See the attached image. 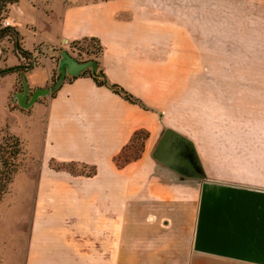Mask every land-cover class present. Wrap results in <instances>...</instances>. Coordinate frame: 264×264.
<instances>
[{
    "label": "crops",
    "instance_id": "0c3cea01",
    "mask_svg": "<svg viewBox=\"0 0 264 264\" xmlns=\"http://www.w3.org/2000/svg\"><path fill=\"white\" fill-rule=\"evenodd\" d=\"M28 1L11 3L6 17L18 29L23 48L33 51L40 45L44 51L23 77L12 70L0 74V84L8 83L9 110L23 117L37 137L36 214L43 206L56 210L44 236L31 237L46 239L44 251L35 248L45 261L25 264H264V113L245 120L237 99L222 110L220 122L212 120L204 133L188 135L191 162L175 156L171 165L149 150L158 119L148 106L163 109L164 89L160 98L158 85L167 77L166 64H181L184 54L198 56L196 38L185 34L183 40L166 0H93L62 10H31ZM206 1L212 38L215 10L224 14L229 0H221V6L220 0ZM83 36L100 39L106 83L79 74L84 68L69 72L61 64L63 54L57 59L45 52ZM1 46V66L24 61L11 37L0 40V53ZM59 72L62 80L53 95L49 90L30 105L11 106L14 95L49 87ZM112 82L148 106L115 92ZM140 129L147 130L144 149L119 167L118 154ZM52 161L87 164L94 171L74 173ZM184 162L187 174L181 172ZM119 189L142 191L147 199L159 195L163 203L154 215H143L132 198L126 213L119 214ZM167 191L176 193L171 200L165 199ZM168 202L172 210L167 213Z\"/></svg>",
    "mask_w": 264,
    "mask_h": 264
},
{
    "label": "rangeland",
    "instance_id": "374dc122",
    "mask_svg": "<svg viewBox=\"0 0 264 264\" xmlns=\"http://www.w3.org/2000/svg\"><path fill=\"white\" fill-rule=\"evenodd\" d=\"M89 1L93 0H29L28 6L31 10H62L64 5ZM23 4L25 6V1L20 3L21 6ZM218 4L221 6V0ZM165 5L166 10H174L178 20L175 26L181 29L183 40L185 34H190L192 41L196 38L198 44L196 59L193 54H184L181 64H166L167 77L160 79L158 85L160 98H163L164 89L163 109L157 110L144 102L158 119V130L149 150L172 165L176 161L175 156H183L191 162L188 135L204 133L212 120L220 122L222 110L228 109L237 99L243 103L245 120L256 117L255 112L264 113V0H229V9L224 14L221 9L215 10L212 38H209L210 25L204 13V10H209L206 0H166ZM62 50H67L77 60L97 57L93 39L70 41L58 45L55 51L48 48L45 52L59 59ZM173 66L176 70L171 73L170 67ZM170 73L174 76L169 77ZM21 87V83L17 85L18 92ZM7 89V82L0 84V143L6 134L15 135L20 140L21 151L17 157V169L0 198V264L44 262L45 254L35 255V248L44 251L46 239L33 241L31 237L35 233L44 236L46 222L53 217L56 208L43 206L36 214L35 188L40 180L41 163L39 145L36 135L26 127L24 118L9 110ZM30 95L31 91L27 98ZM155 96L158 97L157 94ZM10 102L12 107H19L17 95ZM146 134L147 130H138L118 154L115 161L119 167L139 156L144 149ZM51 164L57 165L58 162L52 161ZM192 164L196 165L194 158ZM68 167L74 173H91L92 170L91 165L77 162H69ZM181 172L189 173L188 162L182 163ZM121 178L124 179V175H119ZM118 193L119 214L126 213L127 204L133 198L140 214L154 215V209L161 208L164 199L159 195H151L147 199L142 191L131 193L119 189ZM165 194V199L171 200L176 193L167 191ZM189 198L194 199L193 195ZM168 204L167 213L172 210ZM59 226L55 224V227Z\"/></svg>",
    "mask_w": 264,
    "mask_h": 264
},
{
    "label": "trees",
    "instance_id": "16d2710c",
    "mask_svg": "<svg viewBox=\"0 0 264 264\" xmlns=\"http://www.w3.org/2000/svg\"><path fill=\"white\" fill-rule=\"evenodd\" d=\"M17 0H0V40L4 38L5 36L11 37L13 39V42L15 44L17 52L23 56L24 61L19 63L16 66H2L0 67V74L17 70L20 74L24 73L28 69L32 68L34 65L37 64L36 54L43 52L44 50L39 45L35 48V50L31 51L28 49H25L22 47L20 43V33L18 29L11 24L3 25L1 23V18L6 16L4 12H7V7L9 4L15 2ZM81 39H93L96 42V53L97 57L93 58L95 61V66H89L80 71L79 74H89L93 77V79L97 82V84H103L106 83L105 73L103 68L100 65L99 55L102 51V44L100 42V39L96 36H83L81 38H77L72 40L71 42H79ZM5 48L1 46V53H4ZM90 58H86L84 60H87ZM34 60V61H33ZM61 75V72H59L56 76L52 77V84L56 82L58 77ZM76 75H71V77H75ZM51 84V85H52ZM59 84L51 89L50 94L53 95L58 88ZM112 89L122 95L123 97L133 101L137 102L143 107H146L145 104L142 102L140 98L129 92L127 89H125L123 86L116 82H112L110 84ZM137 133L135 131L134 135ZM133 135V136H134ZM20 140L17 136L6 134L3 136V142L0 143V198L4 194V192L7 189L8 183L12 180L13 174L17 169V157L21 151L20 146ZM52 163V162H51ZM69 162H63L61 164L55 165V167L60 166H66L68 167ZM54 166V164H51ZM92 171H94V167L92 166ZM90 174V172H89Z\"/></svg>",
    "mask_w": 264,
    "mask_h": 264
},
{
    "label": "water",
    "instance_id": "95a60500",
    "mask_svg": "<svg viewBox=\"0 0 264 264\" xmlns=\"http://www.w3.org/2000/svg\"><path fill=\"white\" fill-rule=\"evenodd\" d=\"M63 58L61 60V64L65 63L67 65V69L71 73H78L82 68L87 66H95V61L93 59L87 60H77L74 56H72L67 50L62 51ZM65 69L63 68V72ZM62 80V76H60L54 84L49 87H37L32 90L31 95L28 99L27 98V88L24 89V93L19 96L18 101L21 105L27 106L30 105L33 101L37 99V96L41 93H47L51 88L57 86ZM164 152L163 154H165Z\"/></svg>",
    "mask_w": 264,
    "mask_h": 264
},
{
    "label": "built area",
    "instance_id": "2783aa9c",
    "mask_svg": "<svg viewBox=\"0 0 264 264\" xmlns=\"http://www.w3.org/2000/svg\"><path fill=\"white\" fill-rule=\"evenodd\" d=\"M1 23H2L3 25L10 24V22H9V20L7 19L6 16H4V17L1 18ZM36 59H37V54H36ZM33 61H34V60H33Z\"/></svg>",
    "mask_w": 264,
    "mask_h": 264
}]
</instances>
